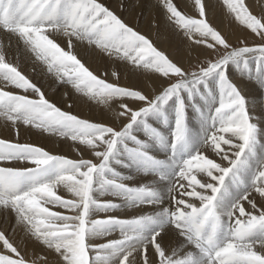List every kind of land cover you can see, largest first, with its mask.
<instances>
[{"label": "snow or ice", "instance_id": "obj_1", "mask_svg": "<svg viewBox=\"0 0 264 264\" xmlns=\"http://www.w3.org/2000/svg\"><path fill=\"white\" fill-rule=\"evenodd\" d=\"M224 4L260 37L259 43L233 45L205 19L187 17L173 0H163L169 20L189 34L211 37L213 43L195 42L205 46L202 55L212 49L218 53L190 65L159 50L101 0H0V32L22 41L64 85L106 106L118 104V124L63 110L18 66L6 62L0 48V77L12 86L0 87V117L14 128L22 124L69 138L84 145L90 156L70 159L33 143L0 139V209L14 212L45 252L57 256L58 264H138L136 257L139 264H264V133L229 73L235 67L252 77L254 64L255 77L264 85V20L252 15L243 0ZM194 6L201 17L206 8L209 14L214 10L205 0H194ZM57 33L67 38L65 47L57 42ZM78 46L151 71L162 83L152 88L146 81L134 86L109 82L73 54ZM189 108L200 124L198 140ZM154 149L164 158L153 154ZM118 167L151 179L140 183ZM194 171L206 179H197ZM58 186L72 198L57 195ZM252 193L259 208L249 198ZM105 195L114 199H100ZM121 208H135L137 214L93 218ZM117 231L119 238H110ZM0 242V264H30L3 230ZM31 264L51 262L43 255Z\"/></svg>", "mask_w": 264, "mask_h": 264}, {"label": "bare ground", "instance_id": "obj_2", "mask_svg": "<svg viewBox=\"0 0 264 264\" xmlns=\"http://www.w3.org/2000/svg\"><path fill=\"white\" fill-rule=\"evenodd\" d=\"M259 1L261 0H245L248 6L253 10H256ZM101 2L120 16L121 19L125 20L126 23H129L130 26L135 27L141 33L147 35L150 40L156 38L160 43L156 44H159L160 48L168 51V53H170L169 57L174 60L181 59L185 64H190L197 59L196 53L201 56H206L213 51L208 50L207 54H201L204 51L205 46L197 45L195 42L204 38L207 40V43H212L213 41L211 40V37H201L199 33L194 31L189 34L184 28L175 24L174 21L169 20L165 15L166 10L162 7L163 0H101ZM205 2L214 6V10L211 14H209L206 8L205 13L207 18L212 19L222 31H224L225 28H228L229 32L236 33L239 36L245 33L244 31L246 30L247 25L237 19L235 13L224 4V0H205ZM173 3H176L183 9V11L181 10L182 14L185 15L186 13V15H189L193 19H196V16H199V10L194 6V0H173ZM211 25L213 24L211 23ZM250 32L251 30L249 31V34ZM229 36L228 38H230ZM55 38L57 42L61 44V47H65L64 42L67 38L64 37L62 33H57ZM0 48H2L5 53L6 62H11L14 66H18V69L22 74L33 83L41 86L42 90L46 93V97L50 98L53 103H57L58 107H62L63 110H69L71 108L73 114H78L81 118L91 119L93 122L109 124H113V122H115V124L119 123V121L115 120L116 111L118 109V104L116 102H109V107L103 103H98L96 100L89 99L82 93L76 92L71 85H64L53 73L47 71V66L42 61H39L31 49L26 47L22 41H17L15 37L9 38L0 32ZM65 50L68 49L65 48ZM73 54H75L86 67L93 71L94 74L98 75L100 78H107L109 82H120L122 86H134L146 81L152 88H155L162 83V81L156 78V74L153 72L147 70L140 71L130 63H125L116 57L107 58L106 56H101L98 54V50L78 46L73 49ZM254 68L255 65L253 64L252 77L239 72L235 67H231L229 73L233 82L237 84L242 94L245 95L248 100L250 111L253 112L254 116L259 117L258 123L262 129V133H264V85H261L256 79ZM112 72H116L117 76L112 77ZM0 87L4 88V90H12V86L7 85L2 77H0ZM16 91L21 95H31L30 92L25 93L23 90L16 89ZM69 97L75 98L77 102L74 104L73 99H70ZM62 100L67 101V103H60ZM188 110L190 126L198 140L200 124L195 117V114L192 112V109L189 108ZM17 128L19 130L18 136ZM161 130L163 131L164 129L162 128ZM137 131L140 132L137 135L143 138V132L141 130ZM0 139H9L13 142L20 143H33L37 146L43 147L46 151H49L54 155H64L70 159H78L81 157L90 158L85 150V146L78 142H73L69 138L61 137L58 134L42 131L33 126L19 124L14 128L11 125V122L6 121L3 117H0ZM261 141L264 142V134L261 136ZM222 147H224L226 151L228 150L227 146L222 145ZM155 150L158 158H161L159 156L160 153H158L161 151L159 149ZM204 154L209 155L210 158L216 159L217 162H220L219 157L210 155L209 152H204ZM13 164L15 165L17 162H13ZM18 164L19 166H23L24 162L21 161L18 162ZM118 171H121L125 176L133 177L134 180L139 181L140 183H145L151 179V177L146 179L143 178L142 174H136L135 170L130 168L125 169L118 167ZM192 174L196 175L197 179H201L202 182L206 179L205 174L197 173L195 171ZM197 190L200 189L197 188ZM55 191L57 192V195L67 196V198L70 199L72 198V195L68 193L63 186H58ZM249 198L256 199L259 208L260 200L258 196L255 193H252ZM100 199L114 198L111 195H105L104 197H100ZM188 200L199 206L198 200H195L194 198H188ZM243 205L247 211H251V208L246 201L243 202ZM165 206L168 205L165 204ZM49 207H51L53 211L66 212V210L59 209L55 206L49 205ZM151 210L150 207H146V211ZM66 214L71 213L66 212ZM109 214L117 215L121 218H131L133 215L137 214V209L121 208L112 213L99 212L93 218H103ZM256 214L259 213L257 212ZM0 230L6 232V235L14 242L21 251V254L25 255V258L29 260V262L32 261L33 258L37 259L40 256L48 255L51 264H58L57 256L54 253L45 252L43 246L28 232L25 224L17 222L16 214L14 212L0 209ZM110 238H119V232H114ZM106 239L108 238H101L98 242H105ZM172 239L175 241L174 233L172 234ZM173 246H175L174 243ZM0 249H2V242H0ZM256 249L259 250V243H257ZM148 256L150 258L153 256V249L151 246L148 247ZM136 259L139 264L141 258L136 257Z\"/></svg>", "mask_w": 264, "mask_h": 264}, {"label": "rangeland", "instance_id": "obj_3", "mask_svg": "<svg viewBox=\"0 0 264 264\" xmlns=\"http://www.w3.org/2000/svg\"><path fill=\"white\" fill-rule=\"evenodd\" d=\"M262 1V0H261ZM261 1H259V3H258V6L260 7H258L257 6V8H256V10H253V9H251L249 6H248V4L245 2V0H243V3L244 4H246L245 6L248 8V10H249V12H251V14L252 15H255L258 19H262V20H264V0L261 2ZM261 2V3H260ZM261 5V6H260ZM178 6V8L180 9V10H182L183 11V9L179 6V5H177ZM185 16H188V17H190L189 15H186V13H185ZM205 17L203 18V17H200V15L199 16H196V19H205L207 22H208V24L210 25V26H212L213 28H215V30H217V31H219L220 33H221V35L224 37L225 36V39L229 42V43H232V44H234V45H236L238 42L240 43V44H247V45H249V46H251V45H253V44H256V43H259L260 42V37L256 34V33H253L252 31L250 32V34H249V31L251 30V29H249L247 26H246V30L244 31L245 33L243 34V35H241V36H239V35H237L236 33H233V32H229L228 30V28H225V30L224 31H222V29L220 28V27H218L216 24H215V22L212 20V19H208L207 18V16H206V13H205V15H204ZM123 18V17H122ZM211 23L213 24V25H211ZM227 30V31H226ZM233 33V34H232ZM247 33V34H246ZM143 34V33H142ZM230 35V36H229ZM232 35H234V36H232ZM237 37H236V36ZM228 36L230 37V38H228ZM202 37V36H201ZM236 37V38H235ZM228 38V39H227ZM234 38V39H233ZM238 38V39H237ZM204 39V38H203ZM231 39V40H230ZM242 39V40H241ZM152 40V42H153V44H156V43H159V41L155 38V39H151ZM156 40V41H155ZM231 41V42H230ZM234 41V42H233ZM213 43V42H212ZM160 44V43H159ZM159 44H156L155 46L156 47H158V49H160L161 51H164L165 52V54L166 55H169L170 53H168V51H166V50H164V49H162V48H160V45ZM217 48L220 50V51H223V49H222V46H219V45H217ZM213 51H211L210 53H209V55H206V56H201V55H199V54H197L196 53V57H197V59H195L194 61H192L191 63H190V65H195V64H197V63H203L205 60H208V59H214L215 58V55H217L218 53H217V51H216V49H212ZM200 56V57H199ZM173 59V58H172ZM199 60V61H198ZM254 70H255V68H254ZM119 84H120V86H122L121 85V83L119 82ZM188 113H189V110H188ZM140 132L139 131H137L136 132V134H139ZM144 134V133H143ZM158 153H160L159 154V156L161 157V158H164L162 155H164V153L163 152H158ZM153 154H156L157 155V152H156V150L154 149V153ZM65 199H70V198H67V196H63ZM34 259H36V258H33L32 260H34ZM30 263H31V261H30Z\"/></svg>", "mask_w": 264, "mask_h": 264}]
</instances>
